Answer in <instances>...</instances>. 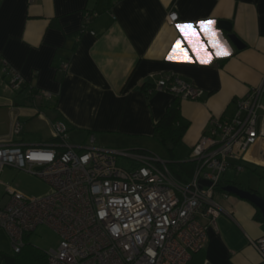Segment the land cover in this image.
<instances>
[{
    "label": "crops",
    "instance_id": "obj_1",
    "mask_svg": "<svg viewBox=\"0 0 264 264\" xmlns=\"http://www.w3.org/2000/svg\"><path fill=\"white\" fill-rule=\"evenodd\" d=\"M173 12L176 24L167 18ZM208 20L215 23L201 29ZM220 21L231 24V33L219 29ZM177 24L192 27L182 33ZM209 31L229 55L215 54ZM188 37L202 46L194 49ZM0 54L27 82L14 92L8 78L0 81V139L10 137L16 120L28 136L16 140L48 143L51 124L62 120L70 140L80 136L75 143L94 136L98 147L149 152L155 124L176 98L155 86L173 75L202 91L199 100L181 99L189 126L179 147L187 151L181 159H189L210 120L232 117L236 101L264 79V0H0ZM262 153L264 142L251 148L248 163L264 166L257 161ZM214 200L222 211L213 222L202 220L204 264H264L252 244L264 236L258 209L225 191Z\"/></svg>",
    "mask_w": 264,
    "mask_h": 264
},
{
    "label": "built area",
    "instance_id": "obj_2",
    "mask_svg": "<svg viewBox=\"0 0 264 264\" xmlns=\"http://www.w3.org/2000/svg\"><path fill=\"white\" fill-rule=\"evenodd\" d=\"M167 18L176 24L178 14ZM0 73L9 79L11 91L27 86L1 54ZM155 88L183 100L202 96L200 89L173 75L162 77ZM263 96L264 79L236 101L232 117L210 120L191 150L188 160L196 168L188 183L178 181L156 154L98 147L94 136L87 143L72 142L62 120L51 124L52 141L26 144L16 140L23 126L13 121L10 137L0 139V173L6 167L25 170L52 192L27 198L8 190L0 230L7 233L12 252L19 253L25 237L47 225L60 238L58 249L47 253L48 264H187L207 244L208 226L202 220L213 222L221 214L214 200L219 182L228 170L243 172L248 152L264 142ZM118 157L129 159L130 168L119 166ZM252 244L264 261V236Z\"/></svg>",
    "mask_w": 264,
    "mask_h": 264
},
{
    "label": "rangeland",
    "instance_id": "obj_3",
    "mask_svg": "<svg viewBox=\"0 0 264 264\" xmlns=\"http://www.w3.org/2000/svg\"><path fill=\"white\" fill-rule=\"evenodd\" d=\"M2 78L3 75L0 73V81ZM0 87L4 88V85L1 84ZM1 128H5V123H0ZM16 138L27 140L28 136L22 134ZM77 138H80V136L73 134L71 141L77 142L79 140ZM149 145L151 148L150 150L148 149L149 152L167 161L170 159L165 148L155 139L150 140ZM111 146V148L131 150L118 145ZM176 154L178 158H185L187 151L178 146ZM118 164L125 169H129L131 161L124 157H118ZM244 166L246 169L243 172L235 173L232 170H228L225 177L228 176L231 181L235 182L243 190L258 192L261 196H264V167L253 164H244ZM8 190L16 192L17 195H24L27 198H42L52 192L51 187L36 175L12 167H6L0 173V208L5 207L10 201ZM28 242L41 251L49 253L58 249L60 238L47 225H40L28 236ZM0 251L5 253L12 252L10 240L4 230H0Z\"/></svg>",
    "mask_w": 264,
    "mask_h": 264
},
{
    "label": "trees",
    "instance_id": "obj_4",
    "mask_svg": "<svg viewBox=\"0 0 264 264\" xmlns=\"http://www.w3.org/2000/svg\"><path fill=\"white\" fill-rule=\"evenodd\" d=\"M188 124L183 121L181 116V98L176 97L168 106L163 117L154 126L153 139L160 143L169 155L167 161L169 170L173 176L180 182L188 183L196 168V164L188 159L177 157V148L188 128ZM134 151L141 153H151L145 150L135 149ZM249 164V163H245ZM246 169V167H245ZM228 186H237L228 176H224L219 182L217 192H224ZM240 188V187H239ZM258 193V192H257ZM256 218L264 221L260 211L258 210ZM28 236L25 237L26 244L19 253H5L0 251V264H48L47 253L32 246L28 242ZM205 247L198 252L193 253L191 260L187 264H204Z\"/></svg>",
    "mask_w": 264,
    "mask_h": 264
},
{
    "label": "water",
    "instance_id": "obj_5",
    "mask_svg": "<svg viewBox=\"0 0 264 264\" xmlns=\"http://www.w3.org/2000/svg\"><path fill=\"white\" fill-rule=\"evenodd\" d=\"M218 27L219 29L224 30L228 33H231L232 31L231 24L225 21H220L218 23ZM229 38L238 49H243L245 47L243 42H241V40H239L235 35H230ZM260 156H261L260 159L264 160V153L260 154ZM202 184L205 186L211 185L209 182L206 181H202ZM224 191L230 195L236 196L242 200H246L252 203L260 211L264 219V196H261L259 193L254 191L251 192V191L243 190L237 186H228L224 189Z\"/></svg>",
    "mask_w": 264,
    "mask_h": 264
},
{
    "label": "snow or ice",
    "instance_id": "obj_6",
    "mask_svg": "<svg viewBox=\"0 0 264 264\" xmlns=\"http://www.w3.org/2000/svg\"><path fill=\"white\" fill-rule=\"evenodd\" d=\"M215 22L214 21H211V20H208V21H200V28L201 29H204L206 26H211L213 25ZM192 25L191 24H177V28L183 33L184 32V29L185 28H191ZM205 35L207 36L208 38V41L209 43L211 44V46L213 48H215L216 52L215 54L217 56H226V55H229L230 53L227 51V49L221 45L219 43L218 40L215 39V34L211 31L209 32H206ZM188 39L190 40V42L192 43V46L193 48H197V47H201L202 45L199 44V42L196 40L195 37H188ZM181 41H177L176 43L177 44H180ZM173 52H175V48H173ZM169 59H171V55H169L168 57ZM201 63H205L204 60H201ZM47 159H50L51 157H45ZM103 215V213L101 214Z\"/></svg>",
    "mask_w": 264,
    "mask_h": 264
},
{
    "label": "bare ground",
    "instance_id": "obj_7",
    "mask_svg": "<svg viewBox=\"0 0 264 264\" xmlns=\"http://www.w3.org/2000/svg\"><path fill=\"white\" fill-rule=\"evenodd\" d=\"M258 160H259V161H264V160H262V159H257V161H258ZM255 162H256V161H255ZM257 163H258V162H257ZM258 164H260V163H258Z\"/></svg>",
    "mask_w": 264,
    "mask_h": 264
}]
</instances>
